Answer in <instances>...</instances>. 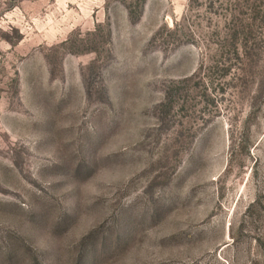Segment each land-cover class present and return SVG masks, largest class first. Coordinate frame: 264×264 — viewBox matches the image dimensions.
<instances>
[{"label": "rangeland", "instance_id": "rangeland-1", "mask_svg": "<svg viewBox=\"0 0 264 264\" xmlns=\"http://www.w3.org/2000/svg\"><path fill=\"white\" fill-rule=\"evenodd\" d=\"M0 264H264V0H0Z\"/></svg>", "mask_w": 264, "mask_h": 264}]
</instances>
